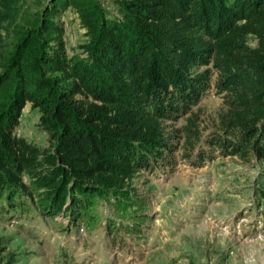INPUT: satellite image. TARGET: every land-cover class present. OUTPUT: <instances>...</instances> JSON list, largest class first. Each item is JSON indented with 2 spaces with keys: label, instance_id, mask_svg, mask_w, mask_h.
Returning <instances> with one entry per match:
<instances>
[{
  "label": "trees",
  "instance_id": "1",
  "mask_svg": "<svg viewBox=\"0 0 264 264\" xmlns=\"http://www.w3.org/2000/svg\"><path fill=\"white\" fill-rule=\"evenodd\" d=\"M210 89L222 106L204 132L193 108ZM26 104L43 149L15 133ZM180 143L198 165L264 160V0H0V217L137 246L152 218L134 181L172 169Z\"/></svg>",
  "mask_w": 264,
  "mask_h": 264
},
{
  "label": "rangeland",
  "instance_id": "2",
  "mask_svg": "<svg viewBox=\"0 0 264 264\" xmlns=\"http://www.w3.org/2000/svg\"><path fill=\"white\" fill-rule=\"evenodd\" d=\"M60 21L66 52L81 55L86 38L76 16L64 12ZM221 102L210 89L193 108L204 132L214 128ZM180 124L177 119L172 126ZM15 133L39 148L47 146L29 104ZM180 146L172 169L144 172L134 181L140 193L150 190L146 210L152 223L145 241L107 248L100 229L65 235L52 224L32 222L27 229L25 220L0 217L1 264L10 254V264H264V160L243 162L214 152L198 165L182 159Z\"/></svg>",
  "mask_w": 264,
  "mask_h": 264
}]
</instances>
